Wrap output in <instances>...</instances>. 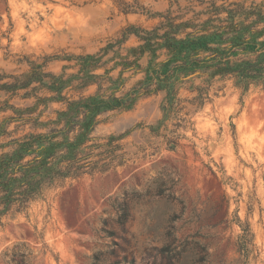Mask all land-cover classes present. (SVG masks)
Here are the masks:
<instances>
[{"label":"rangeland","instance_id":"obj_1","mask_svg":"<svg viewBox=\"0 0 264 264\" xmlns=\"http://www.w3.org/2000/svg\"><path fill=\"white\" fill-rule=\"evenodd\" d=\"M259 10L264 0H0V153L10 150L5 144L12 138L42 131L40 122L65 106L38 99L56 95L59 77L70 79L67 97L98 91L97 83L73 88L80 82L78 67L58 56L96 53L130 24L199 35L246 17L250 22ZM141 42L131 34L114 48L118 52L103 51L106 63L95 72L118 77V53L130 55ZM141 77L122 72L117 95ZM187 78L200 86L198 72ZM209 95L203 107L189 106L190 123L178 129L184 137L176 150L150 135L149 126L161 117L162 93L139 98L129 110L100 114L93 135L125 134L121 143L130 160L115 171L67 180L6 215L0 264H10L16 248L27 249L29 264H240L242 224L254 234L247 264H264V89L252 86L241 102L240 90L228 80L217 82ZM163 170L171 173L165 179L172 194H146ZM125 194L128 219L121 225L113 201Z\"/></svg>","mask_w":264,"mask_h":264},{"label":"trees","instance_id":"obj_2","mask_svg":"<svg viewBox=\"0 0 264 264\" xmlns=\"http://www.w3.org/2000/svg\"><path fill=\"white\" fill-rule=\"evenodd\" d=\"M141 9H144L143 6ZM251 14L256 18L250 22L246 17L231 23L229 29H202L199 35L198 32H189L178 36L176 28L159 33L157 28L139 29L130 24L122 30L121 38L96 53L58 56L61 60L75 61L74 66L78 67L80 82L73 88L97 83L98 91L89 95L81 93L76 98L67 97L63 92L70 85L67 83L70 79L59 77L55 96L38 97L39 100L52 98L65 106L55 110L54 117L40 122L42 131L12 138L5 144L10 146V150L0 153V225L13 210H24L31 201L43 198L45 190L87 174L115 171L130 160L121 143L125 134L93 135L100 114L129 110L139 98L162 93L161 117L155 125L149 126L150 135L164 138L168 149L176 150L184 137L178 129L190 123L189 106L203 107L217 82L232 81L240 90L241 102L252 86L264 89V10ZM131 34L142 42L137 47H130V55L118 53L119 63L123 65L118 77L96 73L106 63L102 61V52L108 49L118 52L114 48L117 46L119 50ZM143 57H146L145 63L140 62ZM126 70L142 73V77L117 95L123 87L121 74ZM195 72L200 77V86L187 78ZM105 83L108 85L104 92H99ZM224 87L222 84L218 90ZM182 90H189L195 95L182 96ZM32 117L29 120L34 119ZM34 125L37 126V123L34 122ZM140 150L146 153L147 148ZM170 174L166 170L158 172L151 179L146 194L165 196L169 191L171 195V189L166 185ZM128 200L129 195L125 194L121 201H113V205L119 208L117 222L121 225L128 219ZM237 220L240 221L239 218ZM241 226L237 248L243 258L240 264H247L254 246V234L249 224ZM9 255L10 264H29L26 248L13 249Z\"/></svg>","mask_w":264,"mask_h":264},{"label":"water","instance_id":"obj_3","mask_svg":"<svg viewBox=\"0 0 264 264\" xmlns=\"http://www.w3.org/2000/svg\"><path fill=\"white\" fill-rule=\"evenodd\" d=\"M193 75V74H192Z\"/></svg>","mask_w":264,"mask_h":264}]
</instances>
